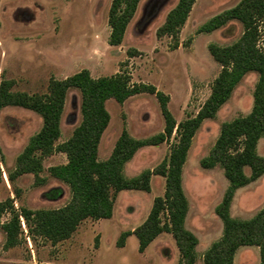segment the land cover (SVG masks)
I'll return each instance as SVG.
<instances>
[{
	"label": "rangeland",
	"instance_id": "1",
	"mask_svg": "<svg viewBox=\"0 0 264 264\" xmlns=\"http://www.w3.org/2000/svg\"><path fill=\"white\" fill-rule=\"evenodd\" d=\"M178 0H141L121 44L108 41V22L112 0H0V84L9 83L13 91L47 93L52 77L62 79L83 68L94 77L125 71L135 82L153 84L169 95L168 107L177 122L197 114L211 92L222 65L213 57L211 43L227 45L242 34L243 25L232 20L211 32L199 31L214 14L239 0H196L179 33V45L158 27ZM133 50V54L129 50ZM257 71L247 72L214 118L204 120L197 130L183 167V186L189 200L187 228L199 238L195 264H205L207 249L223 235L224 223L216 212L229 185L220 164L206 168L201 159L208 155L224 121L251 111ZM81 92L68 90L61 119V136L68 139L82 119ZM106 107L110 122L99 144V159H107L126 129L136 138L154 135L165 127V118L156 94L142 92L120 103L109 98ZM43 125L40 113L20 105L0 108V198L10 199L15 210L57 208L69 202L70 186L53 175L50 167L67 162L64 151L42 156V169L17 172L18 156L33 134ZM175 132L157 145L143 146L125 164L126 177L154 169L166 158L176 141ZM258 152L264 155V136ZM41 155V152H37ZM246 172L251 170L246 167ZM5 173V174H4ZM151 189H123L116 193L111 218L84 219L67 239L53 242L42 234H32L21 216L20 242L6 247V232L0 227V264H179L181 254L172 233L164 231L145 251L139 239L128 236L125 246L117 240L126 230L142 224L157 196L163 195L166 178L153 174ZM264 206V175L238 188L231 214L240 219L253 217ZM162 220H168L166 212ZM11 213L5 212L3 221ZM257 245L240 246L234 264H259Z\"/></svg>",
	"mask_w": 264,
	"mask_h": 264
},
{
	"label": "trees",
	"instance_id": "2",
	"mask_svg": "<svg viewBox=\"0 0 264 264\" xmlns=\"http://www.w3.org/2000/svg\"><path fill=\"white\" fill-rule=\"evenodd\" d=\"M196 0H178L158 27L159 36L170 35L179 45V33ZM141 0H112L108 22L111 27L109 43H122L127 27L135 16ZM232 20L242 23L243 31L238 39L227 45L211 43L213 57L222 65L214 79L210 95L194 116L177 122L168 107L169 95L153 84L135 82L125 71L111 75L92 76L88 68L58 79L52 77L47 93L13 91L9 83L0 84V108L20 105L40 113L43 118L41 129L33 134L23 152L18 156L17 172H38L42 169V156L54 150L64 151L67 162L50 167L56 177L71 188L68 203L57 208L15 210L10 199L0 198V227L6 232V247L20 242L24 217L32 234H42L53 242L69 238L86 218L101 219L113 215L116 193L123 189H151L153 174L166 178L163 195L154 200L146 220L134 230L121 233L117 245L122 247L130 234L139 239V250L148 245L162 232L172 233L179 247V264H195L198 236L186 226L189 200L183 186V167L193 137L204 120L214 118L227 102L237 84L249 71H257L259 78L254 90L251 111L221 124L220 133L208 155L201 159L203 167L212 168L220 164L229 179V185L217 214L224 223L223 235L213 242L204 254L205 264H234L240 246L257 245L260 248V263L264 264V206L251 218L240 219L231 214V204L236 190L264 175V155L258 152L259 140L264 136V0H239L205 21L199 31L211 32ZM133 54V50H129ZM75 87L81 92L82 119L72 135L59 144L61 119L68 90ZM151 92L160 101L165 118L164 130L146 138H136L124 129L107 159H99L101 137L110 122L106 107L109 98L122 103L132 95ZM175 132L176 141L169 155L154 169H145L135 177H126L125 164L138 149L157 145ZM40 151L41 155L37 152ZM249 167L250 174L246 172ZM2 167L0 161V181ZM10 212L7 221L2 220ZM166 212L168 220L161 214Z\"/></svg>",
	"mask_w": 264,
	"mask_h": 264
},
{
	"label": "crops",
	"instance_id": "3",
	"mask_svg": "<svg viewBox=\"0 0 264 264\" xmlns=\"http://www.w3.org/2000/svg\"><path fill=\"white\" fill-rule=\"evenodd\" d=\"M240 188V187H239ZM188 215H189V210H188V213H187V217H186V222H187V219H188ZM111 217H109L110 219ZM133 230V229H132ZM133 234H130L129 236H132ZM127 240V239H126ZM154 241V240H153ZM152 241V242H153ZM126 244V243H125ZM125 246V245H124ZM8 260H5L7 264H12L14 263V261L12 260L13 258H7Z\"/></svg>",
	"mask_w": 264,
	"mask_h": 264
},
{
	"label": "built area",
	"instance_id": "4",
	"mask_svg": "<svg viewBox=\"0 0 264 264\" xmlns=\"http://www.w3.org/2000/svg\"><path fill=\"white\" fill-rule=\"evenodd\" d=\"M5 174V173H4ZM23 222V221H22ZM24 223V222H23Z\"/></svg>",
	"mask_w": 264,
	"mask_h": 264
}]
</instances>
